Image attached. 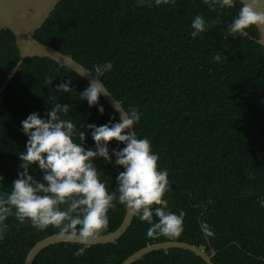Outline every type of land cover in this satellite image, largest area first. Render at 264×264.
<instances>
[{"label": "trees", "instance_id": "1", "mask_svg": "<svg viewBox=\"0 0 264 264\" xmlns=\"http://www.w3.org/2000/svg\"><path fill=\"white\" fill-rule=\"evenodd\" d=\"M240 3L230 10L212 11L203 0H177L156 7L137 0H60L33 38L71 57L89 71L110 61L113 70L102 79L111 96L127 110L135 107L141 120L139 138H148L167 170L171 191L169 210L184 213V231L174 239L147 235L150 227L138 217L114 243L90 246L77 257L78 244L59 243L40 251L32 264H121L153 243L183 242L215 251L212 264H264V47L256 27L245 35L226 37L227 25ZM197 14L211 24L197 38L190 33ZM219 54V62L213 56ZM14 37L0 31V86L18 60ZM53 85L45 84L46 78ZM72 79L74 91L55 87ZM88 83L73 71L48 59L27 58L0 96V192L17 179L18 154L27 137L21 121L33 112L42 118L54 103L70 105L64 118L74 124H107L115 111L100 97L101 115L79 93ZM85 147H94L87 129ZM110 150L123 145L115 141ZM114 159V158H113ZM109 191L123 171L94 161ZM35 167V166H34ZM42 180L39 170H30ZM109 210V227L121 224L125 207ZM155 207V206H154ZM157 218L154 217V220ZM0 241V264H24L28 251L56 229L37 231L14 216ZM214 233L205 235L202 226ZM133 264H205L188 251L171 249L145 255Z\"/></svg>", "mask_w": 264, "mask_h": 264}, {"label": "clouds", "instance_id": "2", "mask_svg": "<svg viewBox=\"0 0 264 264\" xmlns=\"http://www.w3.org/2000/svg\"><path fill=\"white\" fill-rule=\"evenodd\" d=\"M139 4H153L156 7L175 6L177 0H137ZM212 11L230 10L240 0H203ZM237 14L227 25L226 37L245 35L255 26H264V0H247L240 3ZM191 37L197 38L207 32L211 24L197 14L191 21ZM213 60L219 62L216 54ZM113 70L110 61L97 63L91 73V81L83 92L80 101L95 107L103 115L105 109L100 104L101 96H111L104 87L102 79ZM54 79L46 78L45 84L53 85ZM61 94L72 93V79L63 80L55 87ZM114 110L120 113L119 120L110 122L78 125L69 114L70 105L54 103L46 116L31 113L21 121V131L27 137L25 150L19 152L17 179L11 184L10 191L0 192V241L5 238L9 217L19 224L30 223L37 231L56 229L57 237L67 243L81 245L74 256L85 255L86 250L108 230L109 210L116 203L123 205L129 214L150 226L147 235L164 236L169 239L179 237L184 231V213L179 215L169 210V201L164 198L171 191L167 170L158 167L159 155L152 150L148 138H139L135 126L141 120V113L135 107L125 110L113 98ZM91 134L94 147H85L86 131ZM115 141L123 145L119 150H110ZM114 158V159H113ZM102 160L122 168L118 171L116 190L100 180L99 170L94 163ZM35 166V167H34ZM39 170L42 180H37L30 170ZM4 177L0 175V186ZM155 206V207H154ZM264 207V199L260 200ZM154 217L157 218L154 220ZM206 236L214 233L205 224L202 226Z\"/></svg>", "mask_w": 264, "mask_h": 264}, {"label": "water", "instance_id": "3", "mask_svg": "<svg viewBox=\"0 0 264 264\" xmlns=\"http://www.w3.org/2000/svg\"><path fill=\"white\" fill-rule=\"evenodd\" d=\"M60 0H0V31L8 30L14 37L15 46L19 56L14 67L7 75L6 79L0 86V96L7 84L12 80L21 64L27 58L48 59L61 67L73 71L77 76L85 80L88 84L94 80V77L88 69L74 61L71 57L62 54L54 48L41 44L33 38L35 31L41 28L50 14L55 9ZM247 0H240V3ZM264 11V7L260 9ZM259 33L257 43L264 47V26H255ZM107 105L114 110L113 97L101 96ZM115 111V110H114ZM119 118L120 113L115 111ZM134 216L130 215L128 210L119 227L113 232L101 235L100 238L91 246L107 245L117 241L129 228ZM67 243L60 240L56 234L45 237L37 242L27 253L24 264H32L35 256L44 248L59 244ZM78 244V243H70ZM80 245V244H78ZM171 249H180L191 252L199 257L205 264H212V259L216 252L211 251L206 254L202 249L183 242H160L145 246L127 257L121 264H133L141 260L145 255L156 251H168Z\"/></svg>", "mask_w": 264, "mask_h": 264}]
</instances>
